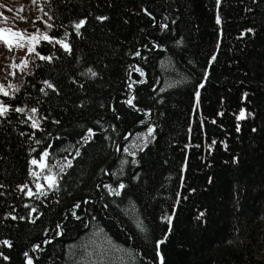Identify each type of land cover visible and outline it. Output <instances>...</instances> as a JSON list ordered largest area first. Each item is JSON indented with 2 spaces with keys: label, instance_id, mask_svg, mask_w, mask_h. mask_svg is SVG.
<instances>
[{
  "label": "trees",
  "instance_id": "16d2710c",
  "mask_svg": "<svg viewBox=\"0 0 264 264\" xmlns=\"http://www.w3.org/2000/svg\"><path fill=\"white\" fill-rule=\"evenodd\" d=\"M22 9L0 0V27L71 51L41 40L35 53L52 57L41 60L28 43L0 42V242L11 245L0 243V264H264V0ZM45 150L48 168L33 176ZM49 173L56 186L37 192Z\"/></svg>",
  "mask_w": 264,
  "mask_h": 264
},
{
  "label": "snow or ice",
  "instance_id": "6c2138e0",
  "mask_svg": "<svg viewBox=\"0 0 264 264\" xmlns=\"http://www.w3.org/2000/svg\"><path fill=\"white\" fill-rule=\"evenodd\" d=\"M35 2H36V0H32L33 4H35ZM20 11H23V9H20ZM97 19H106V18L98 17ZM217 22L219 23V18H217ZM85 23H86L85 20H80L79 22L75 23V25H74L75 31L77 33H79L80 29L85 25ZM48 27L51 28V25L49 24ZM41 40L48 41L49 43H53L54 42L56 44H59L65 51H68V52L71 51L70 46L68 45V43L65 42V40H55V41H53V38H51L47 34H42V33H39V32H37V34H35V35H30V36L26 37L24 35V33L20 32V31H13L12 29L0 27V42H2L7 47V49L9 51H11L14 47L15 48H22V47L25 46V43H28L29 45H31L27 49L28 53L29 54L35 53L34 45L39 43ZM35 54L37 56H39V58L41 60H45V59L51 60L52 59V57L40 56L39 53H35ZM137 55H139V53H137ZM10 67L23 70L24 68L27 67V60H23L21 62V64L13 63L12 65H10ZM88 71L92 72L91 69H89ZM136 71H140V70L136 69ZM11 74L15 75V72H12ZM92 75L95 76V73L92 72ZM141 75H143V73H141ZM44 83L47 85L48 88H53V85L48 83L47 81H45ZM7 87L8 88H12L13 85L9 84ZM200 87H203V84H201ZM41 91L43 92L44 89L42 88ZM0 94H2L4 96H8L9 95V92L5 89V86L3 84H0ZM196 98H197V105H198L199 92L196 93ZM133 99H134V97H133ZM127 103L129 105H132V100L131 99L128 100ZM8 111H9V108L3 102H0V116L6 115ZM14 111L23 112L24 109L23 108H15ZM31 111L33 113H36L37 109L33 108V109H31ZM244 118H245V113L243 111H241L240 114H239V119H244ZM30 119L32 120L31 127L34 128V129H38L40 127L39 122L34 117H30ZM153 132H154V129H152L150 127L148 129L147 133L145 134V137L142 138V137L138 136L137 140H141V139H145L146 140L147 137L152 136ZM93 135H94L93 131L91 129H88L86 135H84L81 139H82L83 142L86 143V142L89 141V139ZM125 139H127V137H125ZM37 143H40V141L37 140ZM213 143H215V141H213ZM145 146H146V144H145ZM132 147H135V145H132ZM117 151H121L119 146H117ZM123 152L127 153L128 155H134L135 154V153L130 151L129 147H124L123 148ZM76 155H79V149H77ZM48 156H49V153H48V151L45 150L41 154V157H40L39 161L36 160V159H33L31 161V163L34 166L40 167V169L43 171V170L48 168V165L45 163V161H46ZM122 163H126V161H122ZM66 166L67 167H71V161H68ZM32 175L33 176H38L39 173L33 172ZM44 179L47 182L49 188H54L56 186L57 181H56V177L55 176L46 175L44 177ZM25 187H27V185H25ZM106 187H109V191L112 192L113 194H115V195H119L120 194V192L117 189H112L110 186H106ZM118 187H119V189H123L125 186H124L123 183H121V184H119ZM36 189H37V192H42L43 191V185L36 184ZM28 194L32 195L31 190H29ZM76 207H79V205H76ZM32 211L34 212L35 209H32ZM201 215H203V213H201ZM13 219H15V217H13ZM167 219H169V221H170V217L167 218ZM0 243L8 245L9 247L11 246L8 243V241H2ZM159 243H163V241H160ZM0 255H2V253H0ZM27 255L28 254L25 253V256H27ZM4 259H8V258L4 257ZM27 264H33V261H32L31 258L28 259ZM160 264H163V257L160 258Z\"/></svg>",
  "mask_w": 264,
  "mask_h": 264
},
{
  "label": "rangeland",
  "instance_id": "374dc122",
  "mask_svg": "<svg viewBox=\"0 0 264 264\" xmlns=\"http://www.w3.org/2000/svg\"><path fill=\"white\" fill-rule=\"evenodd\" d=\"M3 1L10 9L11 11H15L18 14H20L21 11H19L18 9H22L24 7V4H27L30 2V0H1ZM6 13H11V17L15 18V22L19 25H26V22H24L22 19H19L17 17V15H14L12 12H10L9 10H5ZM22 14V13H21ZM24 18V17H21ZM7 64H8V59L5 55V53L3 52L2 46L0 45V79L2 77L6 76V73L8 71L7 69ZM40 167L37 168V170L35 171L36 173H39V175L37 177H40V175L42 174V172L40 171ZM46 175H53V173H49V174H45L44 177ZM36 184H41L43 185V188L48 187L47 182L45 181V179L43 180V182H36Z\"/></svg>",
  "mask_w": 264,
  "mask_h": 264
}]
</instances>
